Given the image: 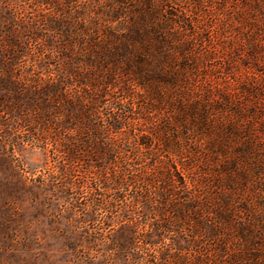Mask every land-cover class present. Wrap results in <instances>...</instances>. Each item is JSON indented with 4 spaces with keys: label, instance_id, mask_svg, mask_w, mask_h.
Returning a JSON list of instances; mask_svg holds the SVG:
<instances>
[{
    "label": "rangeland",
    "instance_id": "1",
    "mask_svg": "<svg viewBox=\"0 0 264 264\" xmlns=\"http://www.w3.org/2000/svg\"><path fill=\"white\" fill-rule=\"evenodd\" d=\"M0 264H264V0H0Z\"/></svg>",
    "mask_w": 264,
    "mask_h": 264
}]
</instances>
